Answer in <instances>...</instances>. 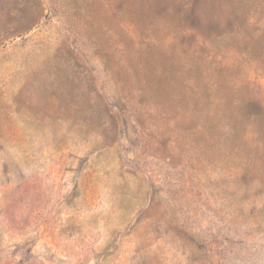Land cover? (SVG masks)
I'll list each match as a JSON object with an SVG mask.
<instances>
[{
  "label": "rangeland",
  "instance_id": "obj_1",
  "mask_svg": "<svg viewBox=\"0 0 264 264\" xmlns=\"http://www.w3.org/2000/svg\"><path fill=\"white\" fill-rule=\"evenodd\" d=\"M0 264H264V0H0Z\"/></svg>",
  "mask_w": 264,
  "mask_h": 264
}]
</instances>
